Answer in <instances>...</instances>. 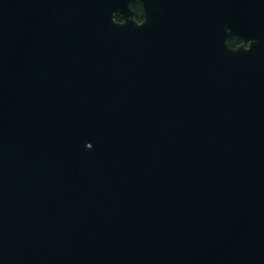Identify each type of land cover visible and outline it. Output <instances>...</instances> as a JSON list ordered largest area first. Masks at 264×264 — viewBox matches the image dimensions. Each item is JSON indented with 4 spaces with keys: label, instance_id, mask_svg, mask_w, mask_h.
<instances>
[{
    "label": "water",
    "instance_id": "1",
    "mask_svg": "<svg viewBox=\"0 0 264 264\" xmlns=\"http://www.w3.org/2000/svg\"><path fill=\"white\" fill-rule=\"evenodd\" d=\"M133 1L0 0V264H264V0Z\"/></svg>",
    "mask_w": 264,
    "mask_h": 264
},
{
    "label": "flooded vegetation",
    "instance_id": "2",
    "mask_svg": "<svg viewBox=\"0 0 264 264\" xmlns=\"http://www.w3.org/2000/svg\"><path fill=\"white\" fill-rule=\"evenodd\" d=\"M191 3L195 4L194 0H170L166 4L164 0H136L131 2L129 7L133 11L134 20L138 24L151 21L160 27L164 23V19L168 17H171L173 22L177 21L185 25L191 24L192 17L195 15V10H191ZM113 18L119 24H123L126 21L124 16L118 11L114 13ZM231 39H233L232 48L243 44L242 41L236 38ZM247 46L248 44H245V47Z\"/></svg>",
    "mask_w": 264,
    "mask_h": 264
},
{
    "label": "trees",
    "instance_id": "3",
    "mask_svg": "<svg viewBox=\"0 0 264 264\" xmlns=\"http://www.w3.org/2000/svg\"><path fill=\"white\" fill-rule=\"evenodd\" d=\"M229 46H233V39L228 41Z\"/></svg>",
    "mask_w": 264,
    "mask_h": 264
}]
</instances>
